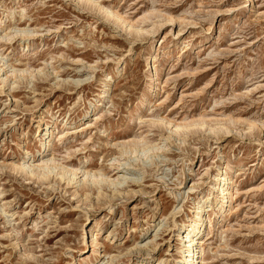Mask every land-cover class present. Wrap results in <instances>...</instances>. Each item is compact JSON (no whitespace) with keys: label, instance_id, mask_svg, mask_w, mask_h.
Instances as JSON below:
<instances>
[{"label":"rangeland","instance_id":"1","mask_svg":"<svg viewBox=\"0 0 264 264\" xmlns=\"http://www.w3.org/2000/svg\"><path fill=\"white\" fill-rule=\"evenodd\" d=\"M3 13L0 58L26 73L0 70V264H129L145 244L142 264H175L200 199L197 264H264V0H0ZM39 116L56 128L43 182L10 170L39 163ZM123 147L139 153L112 162ZM71 168L124 175L126 201L110 210L115 187L68 184Z\"/></svg>","mask_w":264,"mask_h":264},{"label":"bare ground","instance_id":"2","mask_svg":"<svg viewBox=\"0 0 264 264\" xmlns=\"http://www.w3.org/2000/svg\"><path fill=\"white\" fill-rule=\"evenodd\" d=\"M6 17H7V13H3L2 17L0 18V25L4 22ZM12 36H21V37L32 36V33H31V31H28V29L27 30H15ZM12 36L5 35V36H2L1 39L4 40V41H9L10 38L11 39L14 38ZM29 46H30V44L27 43L26 47H29ZM21 48L25 49L24 46H21ZM8 68H9V66L3 64L2 63V59L0 58V70L2 72H4L3 74H4L5 77H8L9 73L13 77H15L16 75L22 77L26 73L25 71H17V70H14V69L9 72ZM2 85L0 87V90L4 89V85L3 86ZM103 87H104V89H102L99 99L96 100L94 105L90 106L91 112L93 114L101 106V104H102V102L104 100V97H105V94H106L105 85ZM3 92H4V90H3ZM37 120H36V122L38 124L37 127H36L37 128V137H41V139H40L41 152L39 153L40 159H39V161H36V162H39V163H36V165H35L34 164L35 162L32 161L31 163L23 162L22 164H20V166H18V165H10L11 166L10 170L16 171L17 173L18 172H23L27 176H29L31 178H35L37 181L43 182V181L49 180L50 176H52V173H53L52 170H55L56 167H58V166H54L53 167V164H54L53 159L45 158L46 157L45 154H46V152H47V150L49 148V145H50L51 141L55 138L56 128H54V127L52 128V127L46 126L44 129L43 128L41 129L40 116L38 117ZM179 126H176V131H177V129L180 128ZM180 129H182V128H180ZM59 133H57V134H59ZM68 136L69 135H68V131H67L66 133H64L63 135L58 137V141L60 142V141L66 140L68 138ZM144 145H145V148L143 147V149L141 150V154H143V155H146L150 151L155 149L154 147H149V146L146 147L147 146L146 144H144ZM128 153L129 154H131V153L137 154L139 152L135 148L131 150V149H127V148L123 147L121 149V153H120L119 158L118 159H113L112 162L119 163L120 158L122 159V157L124 155H127ZM5 164H2V165L0 164V170L4 171V169L8 168L7 165H5ZM33 168H35L37 173H35V171L32 170ZM69 172H70V175L73 177V179L67 180L68 184L74 182V180H76V178L78 177L77 180H80V181H83V182H89L92 185H99L101 183H105V184L107 183L109 185H113L115 187V190L112 192L113 193L112 197H107V198H109V200H108V203L106 204V205H109L110 210H111V207L113 205L117 204L118 202H121V200L124 198V197L122 198V195H123L124 192L122 193V191H118V189H116L119 186H122L123 183L127 182L126 181L127 178L123 177L124 175L123 176H118L117 178H115L113 180H110L109 178H106L103 174L90 173V172L84 171V170L79 169V168H77V169L71 168L69 170ZM65 173H64V175H65ZM67 173H68V171H67ZM60 178L63 180V175H60ZM54 180H55V177H54ZM214 180L217 181L215 190L219 192V195H221V198L219 199V202H218L219 203L218 204V211H220L222 209V207H223L222 205H223L224 201H225V203L228 201L227 199H228V196L230 195V191H229V188H227V178L215 175L214 176ZM1 194H0V197H1ZM100 194L101 193L98 192V195H100ZM75 196H77V193L75 194ZM106 196H109V195L106 194ZM204 197L205 196H203L202 198H204ZM85 201H86V198H85ZM122 201L125 202L126 200L125 201L122 200ZM206 201L207 200L203 201L202 199H200V200H198V201L193 203L192 217L189 219L188 225H186V226L183 225L177 231V241L179 242V245L182 247V249H181V252H180V257H179L180 259L175 264H197V261H198L197 257H196L197 251H196V247H194L193 244H194V241H195L194 238L197 236V234L199 232V229H200V227L202 225L201 213L203 212V209L206 207ZM87 206H88V204H87ZM117 210H120V212H119L120 216H119L118 220L124 218V216L122 215V212H121V208H118ZM2 213H3V211H2ZM7 222H10V221H7ZM113 230H110V231L107 232V236L106 237L110 238V240H112L113 237H114ZM99 231H101L100 228L94 230L93 231L94 235L92 234V236L90 238L91 239L90 242L91 243H95V245H97V243H96V235L99 233ZM50 239L51 238L48 237L47 241H49ZM16 246H18V239L16 240ZM146 246L147 245L145 244V246H144L145 248L144 247L143 248L139 247V252L138 253H140V255H139V257H137L138 260H136L134 262L133 260H131L130 256H124V259H126V262L129 263V264H142L148 258V255L150 253V248H148ZM119 261H120V256H115V255L113 256L112 255L111 257H109V260H108L107 264H117V262H119Z\"/></svg>","mask_w":264,"mask_h":264}]
</instances>
